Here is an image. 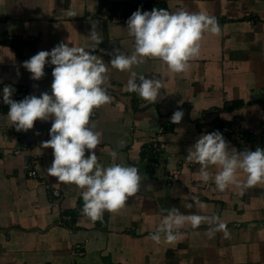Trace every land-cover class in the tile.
I'll use <instances>...</instances> for the list:
<instances>
[{
	"label": "crops",
	"instance_id": "0c3cea01",
	"mask_svg": "<svg viewBox=\"0 0 264 264\" xmlns=\"http://www.w3.org/2000/svg\"><path fill=\"white\" fill-rule=\"evenodd\" d=\"M153 8L214 16L221 31L204 34L199 57L183 73H170L158 59L135 66L138 75L163 84L150 103L127 90V74L110 60L116 49L124 55L134 51V37L127 34L132 13ZM93 25L102 42L92 54L108 65L104 87L112 97L91 117L101 133L95 151L104 166L113 163L114 150L116 163L137 167L140 190L118 213L105 212L103 222H91L80 211L82 190L47 174L53 150L41 144L50 139L52 121L37 120L33 129L17 131L9 109L0 108V264H72L71 248L78 243L84 254L77 264H264V183L220 192L214 179H200L199 164L186 160L188 149L217 124L240 118L247 134L264 133V0H0V83L25 84L28 96L51 95L54 66L46 64L36 81L23 62L61 42L88 50ZM177 110L184 115L173 124ZM153 137L168 156L158 168L143 150ZM223 138L237 151L264 149V139L257 144L253 135L243 149L230 135ZM31 169L39 176H30ZM48 183L61 191L58 207L50 202ZM185 203L194 206L186 209ZM173 207L218 216L228 234L210 239L209 225L186 224L176 242L162 237L154 243L150 236L167 215L162 210ZM63 213L70 217L61 219Z\"/></svg>",
	"mask_w": 264,
	"mask_h": 264
},
{
	"label": "clouds",
	"instance_id": "9594fccd",
	"mask_svg": "<svg viewBox=\"0 0 264 264\" xmlns=\"http://www.w3.org/2000/svg\"><path fill=\"white\" fill-rule=\"evenodd\" d=\"M220 31L218 20L205 13L137 9L127 20V34L134 37V51L124 55L114 50L110 65L127 74L125 86L129 92H136L142 100L155 103L163 87L161 80L138 75L135 66L145 59H158L170 73H183L188 70L190 61L199 57L204 34L219 35ZM88 38V50L61 42L50 52L39 51L23 62L22 66L36 81L44 77L46 64L54 66L51 95L47 92L39 97L29 95L17 102L11 98L14 89L5 86L3 103L9 105L8 119L17 131L33 129L37 120L52 121L50 139L41 144L42 148L53 150L47 174L58 182L74 184L81 189L82 215L91 222H103L105 212L118 213L128 199L139 192L142 177L137 167L116 163L118 153L114 150L109 152L113 161L109 166L98 160L95 150L101 144V133L95 130L91 117L95 109L110 104L112 97L104 87L108 65L92 54L102 42L95 25ZM183 115V111H175L171 122L179 124ZM186 160L199 164L200 179L203 182L214 179L216 190L220 192L229 186L245 189L264 183V149H230L218 130L200 136L188 149ZM241 172L245 176L243 180L238 178ZM193 206V203L184 204L186 209ZM162 211L167 215L150 236L156 244L161 243L162 237L166 243L176 242L186 224L193 229L209 225L207 235L210 239L217 232L228 234L226 223L218 216L184 214L175 207Z\"/></svg>",
	"mask_w": 264,
	"mask_h": 264
},
{
	"label": "built area",
	"instance_id": "2783aa9c",
	"mask_svg": "<svg viewBox=\"0 0 264 264\" xmlns=\"http://www.w3.org/2000/svg\"><path fill=\"white\" fill-rule=\"evenodd\" d=\"M122 20H125L124 17L121 18ZM5 86H10L14 89L12 99L19 102L23 100L26 96H28V86L25 84H19V83H11V82H5L0 83V108L3 109H9V105L3 103V88ZM95 113H93L94 115ZM220 131L223 136L230 135L232 138L235 139V143L241 147L242 149L245 148L246 144L251 140L249 136L253 135L255 138V141L257 144L263 143L264 139V133L262 134H254V133H246L245 129L243 128L241 124L240 118H236L233 123H227V124H217L216 131ZM21 147L17 148L15 150V153L18 155L21 153ZM145 153V159L148 160L151 155H153L156 159V161L153 163V167H157L161 165L165 160L168 159L167 153L162 145L159 144L158 139L156 137H153L150 139L148 143L143 148ZM30 166V165H28ZM30 176L37 177L39 176V173L36 169H31L28 171ZM172 178L169 177V184L172 183ZM48 195L50 202L53 206L58 207L60 206V198H61V191L58 187L48 183L46 184ZM83 205L81 206L82 209ZM80 209V211H81ZM70 216L66 213L61 215V219H67ZM84 254L83 245L81 243L75 244L71 248V257H72V264H77V258L79 256H82Z\"/></svg>",
	"mask_w": 264,
	"mask_h": 264
},
{
	"label": "rangeland",
	"instance_id": "374dc122",
	"mask_svg": "<svg viewBox=\"0 0 264 264\" xmlns=\"http://www.w3.org/2000/svg\"><path fill=\"white\" fill-rule=\"evenodd\" d=\"M122 18V17H121ZM122 20V19H121Z\"/></svg>",
	"mask_w": 264,
	"mask_h": 264
}]
</instances>
